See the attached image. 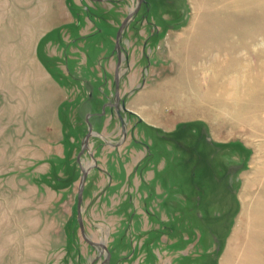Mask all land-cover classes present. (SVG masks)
<instances>
[{
	"label": "rangeland",
	"instance_id": "obj_1",
	"mask_svg": "<svg viewBox=\"0 0 264 264\" xmlns=\"http://www.w3.org/2000/svg\"><path fill=\"white\" fill-rule=\"evenodd\" d=\"M138 1L0 0V264H264V0H147L122 126Z\"/></svg>",
	"mask_w": 264,
	"mask_h": 264
},
{
	"label": "water",
	"instance_id": "obj_2",
	"mask_svg": "<svg viewBox=\"0 0 264 264\" xmlns=\"http://www.w3.org/2000/svg\"><path fill=\"white\" fill-rule=\"evenodd\" d=\"M90 1H103V0H90ZM143 0H139L138 1V6L142 3ZM131 12L129 15H127V17H125L124 21L121 23L118 32H117V36H116V41H115V45H116V52H117V65L115 67V71H114V84H115V103H106L105 106L108 107H112L113 109H115L116 115L119 118V121L121 123L122 126H124V121H122V117L120 115L119 109H124L123 108V103L120 101V97H119V93H118V89H119V67L121 64V49H120V36L122 34V30L125 28V26L128 24V22L133 18L132 16H134V14L137 12V8ZM121 102V105H120ZM90 116V115H89ZM92 134V128L89 126L87 135L85 136L84 139V143L83 146L81 148V151L78 155V158H80V155H82L86 149L88 148V141H89V137ZM86 177H87V171L86 170H82V178H81V182H80V189L78 192V196H77V218H78V223H79V227H80V231H81V235L82 238L89 243L90 245L94 246V247H101L104 250H107L106 247L103 244H99V243H94L92 241H90L88 238H86V236L84 235V230H83V225H82V220H81V213H80V209H81V201H82V193H83V189H84V184L86 181ZM108 258H109V254H108ZM108 262V259H107Z\"/></svg>",
	"mask_w": 264,
	"mask_h": 264
},
{
	"label": "flooded vegetation",
	"instance_id": "obj_3",
	"mask_svg": "<svg viewBox=\"0 0 264 264\" xmlns=\"http://www.w3.org/2000/svg\"><path fill=\"white\" fill-rule=\"evenodd\" d=\"M138 3V2H137ZM146 3H147V0H143L142 1V3L138 6V4H137V6H138V8H137V12L135 13V14H137V13H139V11H140V9L142 8V6H146Z\"/></svg>",
	"mask_w": 264,
	"mask_h": 264
},
{
	"label": "bare ground",
	"instance_id": "obj_4",
	"mask_svg": "<svg viewBox=\"0 0 264 264\" xmlns=\"http://www.w3.org/2000/svg\"><path fill=\"white\" fill-rule=\"evenodd\" d=\"M90 166V165H89ZM86 170H88L87 168H85Z\"/></svg>",
	"mask_w": 264,
	"mask_h": 264
}]
</instances>
